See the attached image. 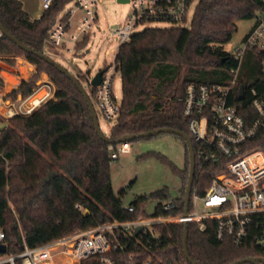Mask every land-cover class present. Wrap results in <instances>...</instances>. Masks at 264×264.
<instances>
[{
	"label": "trees",
	"instance_id": "obj_1",
	"mask_svg": "<svg viewBox=\"0 0 264 264\" xmlns=\"http://www.w3.org/2000/svg\"><path fill=\"white\" fill-rule=\"evenodd\" d=\"M70 1L52 0L39 18L32 19L21 0H0V22L25 44L47 53L49 30L57 21L68 20L67 12L60 18L59 15ZM263 11L264 0H199L189 26H147L135 32L115 54L122 98L120 116L109 137L118 139L159 127L181 129L190 135L189 118L183 111L187 84L226 82L237 57L225 44L237 32L239 20L256 19ZM87 39L76 47H84ZM256 54L255 49H247L241 66L246 78L242 77L241 82L247 94L252 86L260 93L264 90V74L255 63ZM16 57L34 64L36 73L23 79L14 94H29L43 71L55 81L57 91L55 98L33 114L8 120L0 134V230L5 235L2 243L7 247L0 256L17 254L25 245L34 247L113 219L146 215L145 195L133 198L131 203H136L138 210L130 213L124 206V192L115 193L111 164L119 156L111 157L109 143L98 135L78 86L56 66L25 50L2 32L0 59L13 64ZM0 85H3L1 76ZM76 100L81 103L80 111ZM233 102L242 112L250 108L248 97L244 101L234 98ZM176 136L186 149L185 167H173L182 176L177 199V212H181L190 153L185 139ZM253 145L264 146V128ZM213 175L209 167H196L195 191L204 193ZM168 195L169 188L163 187L149 197ZM86 209L89 212L83 215ZM157 229L159 255L172 264H192L184 253L183 224L162 223ZM187 248L198 264H230L257 255L250 242L237 247L229 239L219 241L212 225L201 231L195 222L188 223ZM17 264H22L20 258ZM81 264L100 262L91 259Z\"/></svg>",
	"mask_w": 264,
	"mask_h": 264
},
{
	"label": "built area",
	"instance_id": "obj_2",
	"mask_svg": "<svg viewBox=\"0 0 264 264\" xmlns=\"http://www.w3.org/2000/svg\"><path fill=\"white\" fill-rule=\"evenodd\" d=\"M51 1L42 0L43 8H48ZM98 1L75 0V8L65 12L70 18L73 12L82 11V19L72 29L69 18L57 21L49 30L47 44L73 51L77 43L89 37L98 20L95 10ZM198 1H125L129 3L128 17L112 30L117 41L115 54L122 43L143 29H139L140 26L151 21H165L168 26H189ZM247 49L257 51L255 63L260 65L264 74V11L256 17L243 46L233 51L237 64L231 67L226 82H190L186 86L183 111L189 118L195 169L209 167L214 171L204 193H198L192 186L187 213L184 209L177 212L178 196L170 194L155 198L154 211L149 215L146 208L152 198L145 195L147 202L143 210L146 215L127 220L113 219L34 247L25 245L24 250L17 254L2 256L0 264H17L18 258L22 264H81L91 259H97L100 264H172L157 252L160 245L157 225L184 222H195L201 231L212 225L216 239H229L237 247L250 242L257 253L255 256L264 259V146L253 145L264 128V90L260 93L252 86L247 94L244 86L245 96L242 100L238 99L239 86L243 84L241 79L245 78L241 66ZM29 65L33 75L36 67L31 62ZM117 71L120 70L114 57L113 63L104 69L100 83L94 86V99L98 101L105 118L114 123L120 116L121 107V101L113 93ZM14 90H6L0 85V134L3 125L11 118L29 116L55 98L57 85L43 71L29 94H14ZM247 97L250 108L242 112L233 99L244 101ZM130 147L129 141L116 146L108 145L113 158H117L119 152H128ZM124 206L130 213L138 210L136 203ZM139 227L141 229L136 233ZM4 237V232L0 230V243Z\"/></svg>",
	"mask_w": 264,
	"mask_h": 264
},
{
	"label": "rangeland",
	"instance_id": "obj_3",
	"mask_svg": "<svg viewBox=\"0 0 264 264\" xmlns=\"http://www.w3.org/2000/svg\"><path fill=\"white\" fill-rule=\"evenodd\" d=\"M74 3L75 0L68 2L60 15L68 9L73 10ZM128 6L129 3L118 0H99L95 7L98 20L94 23L84 47H76L71 52L52 45H47L46 49L47 54L55 58L71 73L79 74V79L95 107L100 127L107 135L115 123L105 118L98 101L94 99L95 87L90 84V79L99 70L105 69L113 63L117 41L114 40L112 30L126 21L129 14ZM81 19L82 11L73 12L69 18L71 29ZM255 20L254 18L239 20L238 30L232 40L225 44L226 48L231 51L241 48L245 36L254 26ZM168 25L165 21L155 20L140 26L139 29L145 26ZM21 58L24 59V57ZM33 66L35 67L34 64ZM25 76L27 77L28 73H25ZM28 77L31 78L30 75ZM114 78L113 93L121 101L120 71L116 72ZM129 142L130 150L125 153L119 152V157L114 159L111 164L113 188L117 195L124 192V204L128 205L136 196L149 195L163 187H168L172 196H178L182 186V176L174 171L173 167L177 166L183 169L186 165V149L183 141L173 133L162 132L153 136L129 140ZM155 204L156 199L149 200L146 208L147 214L153 213ZM1 258L2 256H0Z\"/></svg>",
	"mask_w": 264,
	"mask_h": 264
},
{
	"label": "water",
	"instance_id": "obj_4",
	"mask_svg": "<svg viewBox=\"0 0 264 264\" xmlns=\"http://www.w3.org/2000/svg\"><path fill=\"white\" fill-rule=\"evenodd\" d=\"M119 2H125L127 0H118ZM0 30L9 38H11L12 40H14L19 46H21L22 48H24L25 50L32 52L38 56H40L41 58L45 59L46 61H48L50 64L56 66L58 69H60L62 72H64L80 89V91L82 92V94L84 95L90 112L92 114L93 117V122H94V126L96 128V131L98 133V135L104 139L105 141H107L109 144H117L120 142H124V141H129L132 139H136V138H143V137H148V136H153L162 132H170V133H174L176 135H180L182 136L187 145H188V149H189V153H190V167H189V178H188V183L186 185V189H185V197H184V212L187 213L188 209H189V201H190V194H191V190H192V186H193V179H194V174H195V153H194V147H193V142L191 139V136L186 133L185 131L181 130V129H177V128H173V127H159V128H155L152 130H148V131H144L138 134H126L118 139H112L109 137V135L105 134L103 132V130L100 127L99 124V120H98V116L97 113L95 111V107L92 103V100L89 96V93L87 92V90L85 89V87L82 85L80 79H79V74H73L71 73V71H69L65 66H63L60 62H58L55 58H53L52 56H50L47 53H42L39 51H36L34 48L30 47L29 45L25 44L24 42H22L21 40H19L13 33H11L1 22H0ZM87 51H89V49H87ZM104 69L99 70L90 80V84L92 86H96L100 83L101 81V76L103 73ZM245 96V91H244V85L241 84L239 86V93H238V99L242 100ZM75 104L77 105V109L78 111L81 110V103L79 100L75 101ZM5 126V124L3 125V127ZM88 209H86L83 212V215L88 214ZM183 248H184V253L185 256L187 257V259L192 263V264H198L193 258H191V256L189 255L188 252V248H187V237H188V223L184 222L183 223ZM141 229V227H139L136 231V233ZM7 251V247L4 243H0V253H6ZM245 262H250L253 264H259L260 262H262L264 264V259L262 257H248V258H242V259H238L236 261H233L230 264H243Z\"/></svg>",
	"mask_w": 264,
	"mask_h": 264
},
{
	"label": "crops",
	"instance_id": "obj_5",
	"mask_svg": "<svg viewBox=\"0 0 264 264\" xmlns=\"http://www.w3.org/2000/svg\"><path fill=\"white\" fill-rule=\"evenodd\" d=\"M21 1L23 3V8L30 14L32 19L39 18L45 10L42 6V0ZM61 15H59V18ZM23 67L28 73V76H32L31 65H29V62L25 58L23 59L21 57H16L13 64L7 62L6 60L0 59V76L3 78V87L6 90L17 89L23 79L29 78L28 76H25L24 70L22 69ZM8 75L13 76L16 82L11 83L7 78Z\"/></svg>",
	"mask_w": 264,
	"mask_h": 264
},
{
	"label": "bare ground",
	"instance_id": "obj_6",
	"mask_svg": "<svg viewBox=\"0 0 264 264\" xmlns=\"http://www.w3.org/2000/svg\"><path fill=\"white\" fill-rule=\"evenodd\" d=\"M23 70L25 71V68L23 67ZM24 73H27L26 71ZM8 80L11 82V83H15V78L13 76H7ZM9 88V87H8Z\"/></svg>",
	"mask_w": 264,
	"mask_h": 264
}]
</instances>
